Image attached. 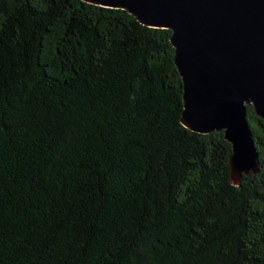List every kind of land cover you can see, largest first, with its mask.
<instances>
[{"label":"trees","instance_id":"16d2710c","mask_svg":"<svg viewBox=\"0 0 264 264\" xmlns=\"http://www.w3.org/2000/svg\"><path fill=\"white\" fill-rule=\"evenodd\" d=\"M172 30L84 0H0V264H264L259 174L181 121Z\"/></svg>","mask_w":264,"mask_h":264},{"label":"water","instance_id":"95a60500","mask_svg":"<svg viewBox=\"0 0 264 264\" xmlns=\"http://www.w3.org/2000/svg\"><path fill=\"white\" fill-rule=\"evenodd\" d=\"M128 11L144 26L170 29L183 82L182 124L225 132L232 184L259 174L247 106L264 119V0H84Z\"/></svg>","mask_w":264,"mask_h":264}]
</instances>
